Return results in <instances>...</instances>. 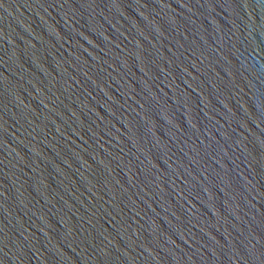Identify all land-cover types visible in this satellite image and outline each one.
Wrapping results in <instances>:
<instances>
[{
	"label": "water",
	"instance_id": "1",
	"mask_svg": "<svg viewBox=\"0 0 264 264\" xmlns=\"http://www.w3.org/2000/svg\"><path fill=\"white\" fill-rule=\"evenodd\" d=\"M0 264H264V0H0Z\"/></svg>",
	"mask_w": 264,
	"mask_h": 264
}]
</instances>
